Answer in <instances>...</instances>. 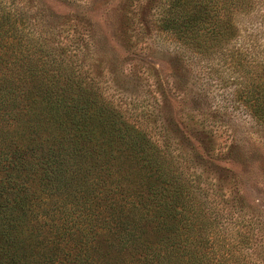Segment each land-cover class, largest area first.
<instances>
[{"label": "trees", "instance_id": "1", "mask_svg": "<svg viewBox=\"0 0 264 264\" xmlns=\"http://www.w3.org/2000/svg\"><path fill=\"white\" fill-rule=\"evenodd\" d=\"M147 2L184 50L233 60L264 129V0ZM53 10L0 0V264H264L256 221L216 204L86 67L87 17Z\"/></svg>", "mask_w": 264, "mask_h": 264}, {"label": "rangeland", "instance_id": "2", "mask_svg": "<svg viewBox=\"0 0 264 264\" xmlns=\"http://www.w3.org/2000/svg\"><path fill=\"white\" fill-rule=\"evenodd\" d=\"M147 1L51 5L59 14L81 12L93 25L85 65L105 93L151 135H169L210 198L253 218L264 233V129L243 106L242 72L230 57L203 58L158 31Z\"/></svg>", "mask_w": 264, "mask_h": 264}]
</instances>
